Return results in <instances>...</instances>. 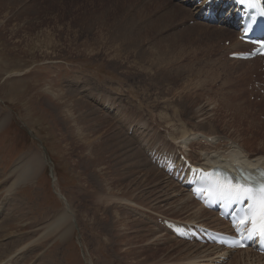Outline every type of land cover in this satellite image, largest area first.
<instances>
[{
  "label": "rangeland",
  "instance_id": "1",
  "mask_svg": "<svg viewBox=\"0 0 264 264\" xmlns=\"http://www.w3.org/2000/svg\"><path fill=\"white\" fill-rule=\"evenodd\" d=\"M193 11L183 0H0V120L11 115L0 127V264H43L47 257L52 264L221 259L215 249L203 252L211 245L177 238L158 223L162 217L223 227L196 202L184 204L188 193L152 164L149 152L178 147L202 164L208 156L228 160L232 150L242 159L252 153V161H264V95L254 98L251 88L263 73L228 57L240 46L233 41L235 30L203 25ZM215 82L227 93L213 89ZM91 104L101 112L97 122L105 125V135L118 129L131 140L129 147L121 138L124 146L117 150L128 158L121 171L110 160V170L120 174L97 172L87 160ZM190 132L215 141L210 147L189 142ZM35 151L46 160L37 178L6 199L14 163ZM143 156L148 163L140 166L136 159ZM58 191L77 222L66 240L53 243L59 234L56 211L65 206ZM125 213L129 223L118 230L127 237L119 242L109 225L118 216L126 221ZM131 217L138 218V229ZM225 256L221 264H264V258L251 260L246 252Z\"/></svg>",
  "mask_w": 264,
  "mask_h": 264
},
{
  "label": "bare ground",
  "instance_id": "2",
  "mask_svg": "<svg viewBox=\"0 0 264 264\" xmlns=\"http://www.w3.org/2000/svg\"><path fill=\"white\" fill-rule=\"evenodd\" d=\"M189 1V3H192L193 2V0H188ZM175 4V3H174ZM186 8V7H185ZM176 10H177V8H176ZM187 11V10H186ZM189 11V10H188ZM193 15L195 16H197V11L196 10H194L193 11ZM183 16V15H182ZM186 16V15H185ZM196 18V17H195ZM209 24V23H208ZM210 25H212V24H210ZM236 40H239L238 38H236ZM237 44L238 45H241V42L240 41H237ZM237 45V46H238ZM238 47H241V46H238ZM237 60H239V59H237ZM255 61V60H254ZM253 61V62H254ZM244 62H250L249 60H246V61H244ZM249 90V89H248ZM208 94V93H207ZM66 95V94H65ZM75 96L77 97V98H80V97H78L76 94H75ZM263 96V95H262ZM82 98V97H81ZM248 99V98H247ZM51 104V103H50ZM89 104H90V102H89ZM92 105V104H91ZM91 105H90V109H89V111H88V117L90 116V119L89 120H91V123H92V126H91V128H90V131H91V133H92V137L90 138V139H86V141H84V143H89V145H90V147L88 148L89 150H88V153H87V160H89V162L90 163H92V165L94 166H96V171L97 172H101V171H104L105 173H109V171H111V172H113V174H120V172L118 171V170H115V169H111L110 170V167H111V165H112V167H115V164H116V169H119L120 171L122 170V168H121V164H122V161L125 159V160H127L128 158L127 157H121V153H119V152H117V150H119L120 149V147H122V146H124V144H122V140H121V138H123L124 139V141H125V144L126 145H128L129 147H131V140L130 139H127L126 137H124L123 135H122V137H121V132L117 129V127H116V129H117V132H114L113 134H111L110 133V135H108L107 136V134L105 135L104 134V132L103 131H101L102 130V127H104L105 125L103 124V126L102 127H100V125L98 124V122H97V120H98V118L101 116V112H99L98 110H97V108L94 106V105H92L93 107H91ZM2 113V112H1ZM10 114V113H9ZM9 114H7V115H5L3 118H2V120H0V127H2V124L3 123H5V121H6V119L7 118H9L10 119V116L11 115H9ZM72 115V114H71ZM100 115V116H99ZM70 116V115H69ZM102 116L104 117V118H106V116L104 115V114H102ZM71 117V116H70ZM8 119V120H9ZM75 119V118H74ZM130 120V119H129ZM75 121V120H74ZM78 121V120H77ZM100 121V120H99ZM72 122V121H71ZM74 123V122H73ZM102 123V122H101ZM3 125H5V124H3ZM76 126H78V125H76ZM87 126V125H86ZM89 127V126H88ZM79 128H81V127H79ZM75 129V128H74ZM82 129H83V127H82ZM82 129H80V131L82 130ZM76 130V129H75ZM74 130V131H75ZM104 130V129H103ZM79 131V130H78ZM79 131V132H80ZM186 131V130H185ZM185 131H183L184 133H185ZM76 132V131H75ZM78 133V132H77ZM82 133V132H81ZM106 133V132H105ZM83 134V133H82ZM207 135V133L205 134V133H203V132H190V133H188L187 134V136H186V138L188 139V141L189 142H194V143H199V144H201V143H203V146L204 145H206V146H211L213 143H214V141H215V139H212V138H210V137H208V136H206ZM76 136H77V134H76ZM81 136V135H80ZM80 136H79V138H80ZM83 137V136H82ZM216 138V137H215ZM217 141V140H216ZM207 143H209V144H207ZM217 143V142H216ZM234 147V146H233ZM93 148V150H91ZM133 148V147H132ZM238 149V148H237ZM130 150V149H129ZM232 151V150H231ZM231 151H229L230 153H229V156L228 157H230V158H228V160L229 159H232V160H234V159H236L237 157H239V155L237 154V153H232ZM234 151V150H233ZM140 152H141V150L139 149V150H137V152L135 153V155L136 156H138L139 157V154H140ZM220 152V151H219ZM236 152V151H235ZM106 153H108V155L106 156L105 154ZM244 154V153H243ZM30 155V154H29ZM28 155V153L27 154H23L21 157H20V159L18 160V161H16V163H14V165H13V167H12V172H11V175H13V173L15 174V176H13L14 177V180H13V184H11V186L9 187V188H7V190H6V194H4V197H7L6 199H8V198H10L9 196V194L11 193V191L15 188V187H17V186H20V185H22V184H27V183H31L32 181H34L36 178H37V176H38V174L40 173V171H41V169H42V167H43V164L46 162V160L44 159V155H42V154H40V153H38V151H35V153L33 152L30 156ZM226 155H228V154H226ZM241 155H242V153H241ZM29 156V157H28ZM217 156V155H216ZM219 156V155H218ZM129 157V156H128ZM137 157V159H136V162L140 165V166H143L144 165V163H145V161H146V157H142L143 159H141V158H138ZM220 157V156H219ZM219 157H209L208 156V158H206V161L205 162H203L202 164H199V165H203V166H210V165H216V164H219V165H224V166H229L230 164H228V163H225V164H223L224 162H222V161H224L225 159L223 158V160L222 159H220ZM224 157V156H223ZM252 157H253V155H252V153H246V159L244 158V159H240V164H242V165H244V166H246V165H250V166H253V165H262V166H264V161H262V159L261 158H255V159H258V160H255L256 162H253L252 161ZM109 159V160H108ZM261 161H260V160ZM110 160H111V162L112 161H115V162H112V164L110 165ZM133 160H135V159H133ZM147 163H148V161H146ZM130 164V163H129ZM128 164V165H129ZM91 165V164H90ZM130 166V165H129ZM147 166V165H146ZM231 166H232V164H231ZM111 167V168H112ZM93 168V167H92ZM91 168V169H92ZM129 169V168H128ZM93 170V169H92ZM147 173V172H146ZM157 174L159 173V172H156ZM160 175V174H159ZM121 177V176H120ZM122 179V178H121ZM173 181V180H172ZM175 184L178 186L179 184L177 183V182H175ZM180 186V188H181V191H186L187 189L185 188V187H182L181 185H179ZM112 191V190H111ZM58 194H59V196L64 200V203H65V206H64V208H60V209H58L56 212H57V216H56V219H57V221L59 222V224H58V232H59V234L58 235H54V237L51 239V242H53L54 243V241H56L57 240V238L58 237H61L63 240H66V238H67V236H68V234L69 233H71L72 232V230L73 229H75V226H76V222H75V212H73L74 210H73V208L71 207V205H70V203H69V201L67 200V198L62 194V193H60L59 191H58ZM9 195V196H8ZM189 196V195H188ZM98 197V196H97ZM96 197V198H97ZM100 197V196H99ZM66 198V199H65ZM108 198V197H107ZM118 199H120V200H122L123 198H118ZM1 200V199H0ZM187 201L185 202V201H183V202H185L184 204H186V205H188L189 207H190V204H189V202L191 201V202H193V203H195L196 201L194 200V199H192L191 198V196H189L188 197V199H186ZM4 201H6V200H4ZM106 201H109V200H106ZM197 204H198V202H196ZM2 204H3V201H2ZM14 204V203H13ZM18 204V203H17ZM196 204V205H197ZM15 205H16V203H15ZM103 205V204H102ZM192 205V204H191ZM199 205V204H198ZM1 207H2V205H1ZM33 207V206H32ZM183 207H186V206H183ZM3 208V207H2ZM202 208V210L203 211H205L206 213H208V214H210V215H215V217H216V219L219 221L218 223H221V225L222 226H224L225 225V222L222 220V219H220L217 215H216V213L214 212V211H210V210H207V209H205V208H203V207H201ZM180 209V208H179ZM184 210V209H183ZM110 211V210H109ZM185 211V210H184ZM181 212V211H180ZM198 212V211H197ZM201 211H199V213H200ZM15 213H17V212H15ZM50 214V213H49ZM59 214V215H58ZM112 214V213H111ZM125 214H128V213H125ZM12 215H14V214H12ZM105 215V214H104ZM15 216V215H14ZM132 216V215H131ZM192 216H194V215H192ZM48 217V216H47ZM46 217V218H47ZM50 217V216H49ZM134 217V216H133ZM46 218H44V219H46ZM51 218V217H50ZM49 218V219H50ZM78 218V217H77ZM123 218H124V220H126V221H121V220H119V216L117 217V219H113V220H111V222H113V223H110V225H109V230H114V235H115V239H116V241H119V242H121L119 239L120 238H122V237H124V238H126L127 236L122 232H119V230H118V228H120L121 230L123 229V227H125L126 228V226L128 225V221H127V219L129 218V214L128 215H123ZM132 218V217H131ZM209 218V217H208ZM136 219H138V218H136L135 217V219H130V220H132L131 222L132 223H134L133 225V227H134V229L136 228V229H138V227L135 225V224H137V223H135V222H137V221H135ZM214 219V218H213ZM47 220V219H46ZM119 220V221H118ZM51 221V220H50ZM213 221V220H212ZM54 222H56V221H54ZM53 222V223H54ZM147 222V221H146ZM52 223V224H53ZM106 223V222H105ZM214 223V222H213ZM51 224V225H52ZM98 224V223H97ZM140 224V223H139ZM51 225H49V226H51ZM48 226V227H49ZM106 226H108V225H106ZM121 226H122V228H121ZM46 229V228H45ZM53 230V229H52ZM131 230V229H130ZM133 230V229H132ZM54 232V231H53ZM108 232V231H107ZM136 233L135 234H138V231H135ZM45 234H47V232H45ZM45 234H42L41 235V237H39L40 238V240H39V242L37 243V245H39V246H41L42 245V243L43 242H45V241H47V239L50 237V232L48 233V235H45ZM112 234V233H111ZM141 234H143V233H141ZM140 234V235H141ZM147 234H149V233H147ZM6 236H9V235H7V234H5ZM36 235V234H35ZM125 235V236H124ZM139 235V236H140ZM132 236V235H131ZM131 236L130 235H128V237L129 238H131ZM144 236H145V234H144ZM154 236V235H153ZM51 237H52V235H51ZM136 237V236H135ZM138 237V236H137ZM140 237H143V236H140ZM139 237V238H140ZM47 238V239H46ZM156 238L158 239V237L156 236ZM28 240V239H27ZM131 240V239H130ZM129 239H128V243H129V241H130ZM3 241H4V239H3ZM21 241V240H20ZM105 241V240H104ZM115 241V242H116ZM11 242V241H10ZM126 242V243H127ZM160 242V241H159ZM12 243V242H11ZM19 242H17V244H18ZM118 243V242H117ZM128 243H127V245H128ZM155 243V242H154ZM27 244V243H26ZM156 244V243H155ZM187 244V243H186ZM11 245V244H10ZM150 245V244H149ZM152 245V244H151ZM196 245L197 246H199V247H202V246H206V245H202V244H200L199 242H197L196 243ZM115 246V245H114ZM117 246V245H116ZM27 247V246H26ZM122 247V246H121ZM128 247V246H127ZM126 247V248H127ZM130 247V246H129ZM132 247V246H131ZM152 247V246H151ZM207 247V249H203V252H205V251H207V250H209L210 251V249L211 250H213V249H215V250H217L218 252H220V254H219V256L218 257H221V256H223V255H230V254H232V252H246V254H247V256L246 257H250L251 258V260L253 259V257H254V259H256V261H259V262H261V258H264V256L263 255H260V254H258V253H256V252H254L253 250H251V249H240V250H235V251H230V250H228L227 252H221V249H223L222 247H220V246H218V245H211V246H206ZM7 248V247H6ZM10 248V247H9ZM9 248H7V249H9ZM2 249V248H1ZM0 249V250H1ZM19 249V248H18ZM130 249V248H129ZM128 250V249H127ZM198 251V250H197ZM201 251V250H200ZM25 252V250H22L21 251V254H22V257H23V255L25 254L24 253ZM118 252V251H117ZM131 252H133L132 250L130 251V254H132ZM144 252V251H143ZM199 252V251H198ZM217 252V253H218ZM45 253V252H44ZM129 253V252H128ZM136 253H137V255L138 254H142V252H140V251H136ZM46 254V253H45ZM200 254V253H199ZM36 255H40L41 256V253H37V254H35V255H31V259H32V261L33 260H36L35 259V257H36ZM116 255H117V253H116ZM121 255H123V254H121ZM126 255V254H125ZM135 255V254H134ZM16 256H19V253L17 254L16 253ZM119 256H120V254H119ZM189 256V255H188ZM198 256V255H197ZM20 257V256H19ZM24 257H27V256H24ZM47 257V256H46ZM125 257V256H124ZM123 257V258H124ZM130 257H131V255H130ZM191 257V256H190ZM203 257V256H202ZM17 258V257H16ZM117 258V257H116ZM122 258V259H123ZM128 258V257H127ZM133 258H134V256H133ZM118 259V258H117ZM139 259V258H138ZM258 259H260V260H258ZM1 260V259H0ZM29 260V259H28ZM16 261H18V260H16ZM15 261V262H16ZM109 261V260H108ZM112 261V260H111ZM110 261V262H111ZM128 261V260H127ZM140 261V260H139ZM29 262V261H28ZM37 262V261H36ZM52 260H50V261H48V257L46 258V262H44L43 264H52ZM98 262V261H97ZM116 262H118V260L116 261ZM120 262V261H119ZM118 262V263H119ZM129 263H130V261H128ZM127 262V263H128ZM1 263V262H0ZM24 263V262H23ZM121 263V262H120ZM253 263V262H252ZM25 264H27V263H25ZM30 264V263H29ZM33 264V263H32ZM54 264H56V263H54ZM117 264V263H116ZM122 264V263H121ZM140 264V263H139Z\"/></svg>",
  "mask_w": 264,
  "mask_h": 264
},
{
  "label": "snow or ice",
  "instance_id": "3",
  "mask_svg": "<svg viewBox=\"0 0 264 264\" xmlns=\"http://www.w3.org/2000/svg\"><path fill=\"white\" fill-rule=\"evenodd\" d=\"M253 178L251 176L243 178H226L224 180H216L213 182V190L221 197L231 198L235 201L250 200L256 202L255 215H249L251 213L252 206L246 210V214L240 219V224H245L251 218L253 228L249 230L248 238L257 234V228L259 235L264 239V182H257L259 187L257 188L253 184ZM257 192H259V199L257 200ZM243 246V245H241Z\"/></svg>",
  "mask_w": 264,
  "mask_h": 264
}]
</instances>
